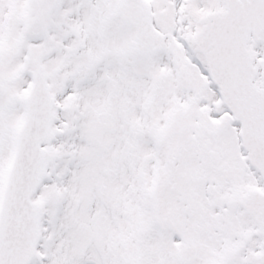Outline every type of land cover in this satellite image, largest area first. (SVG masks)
<instances>
[{
  "label": "snow or ice",
  "instance_id": "snow-or-ice-1",
  "mask_svg": "<svg viewBox=\"0 0 264 264\" xmlns=\"http://www.w3.org/2000/svg\"><path fill=\"white\" fill-rule=\"evenodd\" d=\"M0 264H264V0H0Z\"/></svg>",
  "mask_w": 264,
  "mask_h": 264
}]
</instances>
